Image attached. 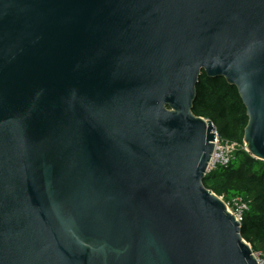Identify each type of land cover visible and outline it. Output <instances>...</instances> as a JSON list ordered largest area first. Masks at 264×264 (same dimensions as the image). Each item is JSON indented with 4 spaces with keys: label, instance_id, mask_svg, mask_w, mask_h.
Segmentation results:
<instances>
[{
    "label": "water",
    "instance_id": "water-1",
    "mask_svg": "<svg viewBox=\"0 0 264 264\" xmlns=\"http://www.w3.org/2000/svg\"><path fill=\"white\" fill-rule=\"evenodd\" d=\"M203 72L264 161V0H0V264H258L204 186Z\"/></svg>",
    "mask_w": 264,
    "mask_h": 264
},
{
    "label": "trees",
    "instance_id": "trees-1",
    "mask_svg": "<svg viewBox=\"0 0 264 264\" xmlns=\"http://www.w3.org/2000/svg\"><path fill=\"white\" fill-rule=\"evenodd\" d=\"M193 112L211 120L223 142L239 145L227 167L207 173L204 186L226 202L236 197L248 202L241 234L254 252L264 253V161L253 158L245 149L248 117L237 88L225 78H209L203 72Z\"/></svg>",
    "mask_w": 264,
    "mask_h": 264
},
{
    "label": "built area",
    "instance_id": "built-area-1",
    "mask_svg": "<svg viewBox=\"0 0 264 264\" xmlns=\"http://www.w3.org/2000/svg\"><path fill=\"white\" fill-rule=\"evenodd\" d=\"M214 141V153L208 166V172L210 173L219 167H227L234 158L235 151L239 148V145L235 142H223L217 131ZM246 149V147H245ZM224 200L223 197H220ZM225 201V200H224ZM226 202V201H225ZM228 211L231 212L236 219L242 224L244 214L249 209V204L242 197H236L226 202ZM254 257L258 264H264V253L261 251L254 252Z\"/></svg>",
    "mask_w": 264,
    "mask_h": 264
}]
</instances>
